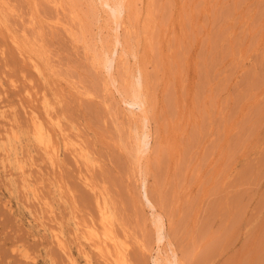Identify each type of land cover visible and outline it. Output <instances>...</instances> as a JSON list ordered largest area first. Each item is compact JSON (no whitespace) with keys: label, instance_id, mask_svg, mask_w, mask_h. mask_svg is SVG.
Listing matches in <instances>:
<instances>
[{"label":"rangeland","instance_id":"1","mask_svg":"<svg viewBox=\"0 0 264 264\" xmlns=\"http://www.w3.org/2000/svg\"><path fill=\"white\" fill-rule=\"evenodd\" d=\"M123 5L115 49L114 22L97 0H0V134H20L16 159L27 170L35 164L29 179L53 209L46 214L28 200L16 175L18 188H10L0 150V264L68 263L48 232L28 223V212L62 231L85 264L73 223H100L95 192L128 264H153L158 246L144 179L164 217L160 246L178 264H264V0ZM104 49H115L114 84L99 61ZM135 76L151 137L139 160L141 122L119 94ZM30 110L41 120L50 114L92 163L88 172L68 150L51 169L31 139Z\"/></svg>","mask_w":264,"mask_h":264},{"label":"bare ground","instance_id":"2","mask_svg":"<svg viewBox=\"0 0 264 264\" xmlns=\"http://www.w3.org/2000/svg\"><path fill=\"white\" fill-rule=\"evenodd\" d=\"M123 1L124 0H97L98 4L103 9V12H105L110 20L114 22L112 35L114 38L113 46L115 49L121 45L118 28L120 25L119 21L121 20L123 12L126 9V5H123ZM56 22L58 23V21ZM2 23L3 22L0 17V29L2 28ZM9 38L16 49L21 51L22 45L14 37V35L10 34ZM115 49H111L110 51L109 49H104L100 53L99 57V61H101L107 76L111 78L112 84L115 83V80L112 79V74L110 71L116 58ZM29 59L32 61L30 57ZM32 66L34 68L36 67L34 64ZM135 77V82H132L133 85L130 86V91H128L129 93H126L125 91V95L120 91L119 94L123 102L128 107V109H126L128 114L131 115L133 119L141 122V131L136 129L134 134L136 146L135 157L139 160V158L147 152V147L149 146V140L151 137L146 130V125L149 119V117H147L146 103L143 95L140 92L138 76ZM134 109L137 111H134ZM27 114V120L29 121L31 128V139L41 151L43 158L49 163L51 169L55 170L56 168H59V156L62 150H68L75 159L81 157L83 158L78 146L66 138V135L62 133L58 123L53 121V118L50 116V114L46 113L45 120H41V118L35 114L34 110H30ZM20 138V134L15 133L9 128H5L3 134H0V150L2 154L1 166L2 168H6L8 166L11 171L8 174L9 178L7 177V182L11 189H17L18 184L12 177L14 175L18 176L19 184L25 191L27 199L36 201L41 205V210L44 213L51 215L53 214L52 206L46 201L45 198L41 197L37 193V189L32 186L31 180L29 179L27 171H29V168H32V166L35 164L30 163L27 170L23 165H19V159H16L17 153H15L14 150L15 145L21 144ZM83 160L86 164V172H88L92 166V163L87 159L83 158ZM82 180L88 188H90L92 191L95 190L86 173L82 176ZM144 180L143 182L141 181V183H143L144 203L145 206L151 211L152 223L155 228L154 232L156 236V245L158 246L155 252L153 264H178L176 258L172 255L169 256L167 251L164 249V246L162 245L163 248L160 246L162 244V240L165 238L163 233L165 225L163 221L164 217H162V215L157 212L158 209L156 211V205L148 196ZM55 191L61 194L59 188L55 189ZM100 198L101 193L95 192V200L100 214V223L98 225L93 221H77L73 223V240L76 242V255L81 258L85 264H92L91 254L93 253L97 255V258H99L103 264H128L126 260L127 247L111 230L108 221L109 214L107 213L103 200L100 202ZM18 206L23 209L22 206ZM28 216L30 218L28 223L33 224V228H35L37 231H42L43 233L48 232V236L51 238V241L66 255L68 262L67 264H78L77 258L74 257L71 247L69 246V242L65 238V234L62 231H56L53 228H46L42 221L43 215L39 214L37 217H35L30 212H28ZM22 255L24 260L30 258L27 254ZM26 263L27 262L24 264Z\"/></svg>","mask_w":264,"mask_h":264}]
</instances>
